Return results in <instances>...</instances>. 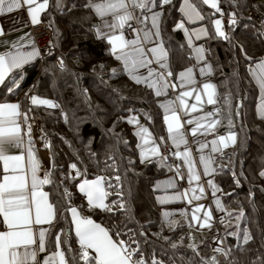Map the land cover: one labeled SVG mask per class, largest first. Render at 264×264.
Instances as JSON below:
<instances>
[{"label":"trees","instance_id":"1","mask_svg":"<svg viewBox=\"0 0 264 264\" xmlns=\"http://www.w3.org/2000/svg\"><path fill=\"white\" fill-rule=\"evenodd\" d=\"M179 1L173 0V5L166 7L160 24L172 72L190 60L180 32L171 31L179 17ZM190 1L197 5L204 16L201 21L208 28L219 17L220 13L201 0ZM88 2L51 0L46 17L52 29L53 48L41 65L37 62L29 66L14 90L19 97L32 84L36 97L47 98L56 105L39 104L32 108L49 143L48 173L52 183L45 189L56 206L55 223L59 226L52 231L61 230L62 239L73 249L79 247L71 232L68 210L76 206L80 215L100 223L111 233H124L114 239L128 240L131 232L149 264L153 259L162 264H213V257L217 264H264V177L260 175L264 168V120L253 115L256 90L246 74L247 64L264 56L263 5L257 0H220L221 15L235 13L236 22L227 26V38L209 30L204 42L217 89L220 124L216 132H235L237 137L235 144L214 157V178L224 208L220 240L226 250H231L229 255H221L211 250L210 237L202 231L188 229L180 221L160 220L150 187L156 178L173 172L172 167L161 158L139 161L131 128L122 119L124 114L137 111L157 131L154 98L141 87L130 85L109 47L95 37L93 14L85 7ZM250 14L259 17L262 25L254 24ZM1 93L2 97L7 95L3 88ZM73 163L83 176H74ZM116 175L121 177L119 182L114 179ZM97 176L111 180L112 187L106 186L110 193L106 203L111 207V201L117 199L115 193L122 191L126 210L108 212L85 204L76 185ZM237 231L241 233L239 238L228 234ZM245 231L251 236L246 244ZM192 244L196 245L195 250L189 247ZM137 259L139 256L133 257L134 262Z\"/></svg>","mask_w":264,"mask_h":264},{"label":"snow or ice","instance_id":"2","mask_svg":"<svg viewBox=\"0 0 264 264\" xmlns=\"http://www.w3.org/2000/svg\"><path fill=\"white\" fill-rule=\"evenodd\" d=\"M203 5L210 6L216 13H221L220 0H201ZM173 0H89L85 7L94 10L95 14L102 19L103 27L97 30V36L101 39H106L111 46V52L116 55V58L123 61L124 70L136 81L137 84L146 83L151 89H155V95L161 96L170 88H176L175 84L169 82L168 78L173 77L172 71H163L169 65L165 62L168 57V52L162 40H155L156 37L161 36L160 24L164 16L167 6H172ZM49 6V0H0V15L12 13L15 10L26 7V10L31 17L32 24H39V15ZM180 12L184 14L187 20H203L204 16L201 11L197 10V5L190 2V0H183V5L180 6ZM222 14V13H221ZM233 17L235 13L231 14ZM235 19L230 23L235 24ZM133 23L143 25V27H133ZM186 21H181L176 25L178 29H183L188 33V47L192 48V34L185 28ZM215 25V33L219 37H226V33L222 31L221 19L213 21ZM131 29L134 38L128 39L124 34L125 28ZM107 28L105 32L103 29ZM142 33V36H141ZM4 34V30L0 27V35ZM208 36L206 29H199L196 32V38L200 35ZM145 42L154 43L152 47H146ZM17 51L4 52L0 54V84L5 82L6 77L15 69H20L23 65L29 63L34 59L38 52L33 48L32 51L21 52L18 46L13 44ZM197 59H204V49L196 47L194 49ZM246 55V54H245ZM151 57V58H150ZM252 61V57H246ZM159 65L160 71L151 67L153 63ZM206 63V62H205ZM139 69H146L147 75H137ZM211 71V66H208ZM249 71L252 78L255 79L259 85L262 93V103L259 106V114L264 118V59L259 62L250 64ZM204 69L201 68V73ZM22 79V77H20ZM179 79L188 85L194 83L193 69L187 68L185 71L179 73ZM18 88L16 80L12 81ZM12 89H10L11 91ZM202 92L206 94L207 104H215L214 99L215 86L211 83L203 84ZM193 91L180 92L176 100L179 102V108L187 112L190 108L192 112L197 111V105L201 104L202 94L196 93V103L189 106L186 98L192 97ZM31 103L48 104V100L38 99L35 95L30 96ZM55 107L56 105H51ZM166 113L164 120L167 124V131L172 143L179 148L181 144L187 145L188 141L185 139L183 132V124L178 114L176 102L169 101L162 105ZM27 120V113L20 112V105L16 103L0 104V162L3 164V174L0 176V264H149V262L141 254L138 242L133 238L132 233L129 232V239H114L113 237L123 236L124 233H111L108 229L101 227L95 223L91 218L81 217L77 208L70 207L71 221L75 227V235L78 239L79 247L73 249L71 244L62 239V231H52L53 228H59L55 223L56 206L49 201V194L41 190L43 185L52 183L50 173L45 172L43 178L38 175L40 164L37 161L31 141L26 150L27 166L25 163V154H10L13 149H19L23 143L22 127L20 118ZM213 117L212 112H208L202 119L208 120V123L201 124L199 120H188L187 123L194 127L191 128L192 136L204 131H213L218 121L209 119ZM129 123L138 125L136 135L141 138L140 157L143 161L151 162L150 157L160 156L161 160H166L167 157L162 156L158 145L153 147H145L151 141V133L146 127L139 126V120L132 117L128 120ZM231 124V121H230ZM30 134L31 129L28 128ZM164 139V138H161ZM236 133L230 132L227 137L220 136L217 140L212 141L213 151H219L216 147L217 143L223 144L227 147V141L232 144L236 143ZM207 147L206 144H201L200 148ZM174 155L177 158L183 157L185 163L188 164L189 182L199 181L200 175L194 172L193 162L191 160V151L187 148L183 152L176 151ZM201 162L205 164L204 174L208 175L210 171L211 159L205 160L201 157ZM71 168L75 170L74 176H83V173L77 169V165L73 163ZM171 170V169H170ZM215 171L214 169H211ZM30 172V178H29ZM177 175L181 179L184 177L179 173V166H177ZM264 176V171L260 173ZM115 181L119 182L121 177L116 175ZM209 186L215 188L212 181L207 182ZM112 187L111 180L106 181L103 176H97L92 180L83 179L79 183V191L85 194L87 204L91 208L102 209L104 211L112 212L116 208L123 211L126 210L124 203L123 192L115 193L116 200L111 201V207L106 200L109 192L106 191ZM174 188L175 184L171 179L157 183V187ZM197 192L200 195H197ZM204 188L198 186L191 189V198L188 203L192 204L193 200L202 198ZM65 195H68L65 190ZM188 196L186 191L183 196L177 195L173 197H157L161 204L168 202L171 199H182ZM217 207H220L219 199L216 200ZM203 212V216L200 213ZM187 214V213H185ZM170 214L165 212L164 216L168 217ZM241 216L243 213L240 214ZM212 219V211L206 210L205 206L198 204L191 209V216L189 218V226L193 224L198 225L199 228H211L210 223ZM47 224L46 229L43 225ZM36 226H41L37 229ZM229 235H236L238 238L241 233H228ZM251 236L245 231L243 233V243H247ZM223 243V241H219ZM173 247H177L173 245ZM195 250L196 245H189ZM215 251L221 252L224 255L230 254V249L216 248ZM72 253L70 256L68 253ZM40 254H45L43 259L39 258ZM134 256H139V259L133 261ZM213 264H217L215 257L212 258ZM151 264H162V261L153 259Z\"/></svg>","mask_w":264,"mask_h":264},{"label":"crops","instance_id":"3","mask_svg":"<svg viewBox=\"0 0 264 264\" xmlns=\"http://www.w3.org/2000/svg\"><path fill=\"white\" fill-rule=\"evenodd\" d=\"M39 2H41V0H39ZM257 2L261 5H263V7H264V0H257ZM50 3H51V0H49V4ZM181 5H183V0H180L178 3L177 11H178L179 17L174 20V24L171 28V31H172V33L174 31H177V30L180 32V36L182 37L183 44H184V49L187 51L188 57L190 60L188 61V64L181 65L180 67L175 69V71L173 72L174 76L168 78L169 82L172 84H175L177 87L176 88H170L166 93H162V95L159 97H157L155 95V89L149 88L146 83L137 84L136 81L133 80L132 77L124 70L123 61L117 59L116 55L112 54L111 46L108 44L107 40L101 39L97 36V30L103 27V25H102V19L103 18L97 16L95 14L94 10H89V11H91L93 14L92 25H93V32H94L95 37L102 40L109 47V49H110L109 52H111L112 57L118 63V66L121 67V69L125 75V78L128 79L130 85L141 87V89H143L144 92H146V93H148V95H150L149 96L150 98L151 97L154 98V103H153L154 111L156 112L157 119L159 120L157 131H156L155 125L151 126V124H149L145 120H143L142 115L140 113H138L137 111L132 112V113L128 112L122 116L123 121H125L129 125V127L131 128V135L134 139V146L133 147L136 150V155H137L138 160L142 161V159L140 157L141 148L138 147V145L141 144V138L138 135H136V133L138 131V125L128 122V120L132 117H136L139 120V126L146 127L149 130V132L151 133V141H154V143L150 142L145 147H153V146L158 145L160 148L161 155L164 152V150H167V152L171 156V159L176 162L177 166H179V170H181L182 174H184L185 184L182 186H180V184H179L180 178L175 173L174 170H173V172L167 174L166 176H164L162 178H156L152 182L150 189L153 191V194H154L153 200L157 205V209H158L157 214L160 217V220L164 223H168L170 221H174V222L180 221V222H183L186 225V227H188V229H191L194 231H196V230L202 231L203 233L207 234L210 237V240L208 241L209 247L211 248V250L215 251L216 248H224L225 249V247L223 246V243L219 242V241H221L220 240L221 239V227L220 226L223 225V222H224V213H223L224 208H223L222 201L220 200V198H221L220 189L216 185V181L214 178V172L211 169H214V159H215L214 157L218 156L220 154V152L222 150H224L225 148H227V149L230 148L233 144L230 141H227L228 146L225 147L223 144H220L218 142L216 147L219 149V151H213L212 141L213 140L218 141V138L220 136L227 137L230 132H226V131H222V132L219 131V133L216 132V129L219 128V124H220L219 104L217 102L215 104H207L206 103L207 96H206V94H204L202 92L203 84L211 83L215 86V88H216V84L214 82L213 76H211L213 74L212 67H211V71L208 70V66L209 65L211 66V64L209 62V59L207 58L206 49L204 48V42H205L206 38L209 37V35L204 36L201 34L200 38L197 39L196 38V32L199 29L203 28V29H206L208 32H209V30H211L212 31L211 33L215 34V25L213 24V21L215 19H220V17L215 18L211 22V24L208 28V25L203 23V21H201V20H187V18L184 16V14L182 12H180V10H179ZM207 7L211 9L210 6H207ZM47 10H48V8H46L43 12L40 13V15H39L40 23L43 22V23L50 24L47 22V17H46V11ZM211 10L214 11V9H211ZM181 21H186L185 28H187L189 30V33L192 34V42H193L192 48L188 47V33H185V31L183 29H178L176 27V25L178 23H180ZM222 22H223V20H222ZM35 25L31 23V17L29 16V14L27 12L26 7L21 8L19 10H15L12 13H6L4 15H0V27H2L4 30V34L0 35V54H3L4 52H8V51H12V52L17 51V48H14L13 44H16L18 46V50L21 52L32 51L33 48H35V50L38 52V55L34 59H32L29 63L23 65L20 69L13 70V72L10 73L8 77H6L5 82L3 84H0V89L3 88V90H5L7 93L6 96L8 97V98L6 96L2 97V95H4V93H1L0 94V104H4V103L19 104L20 105V112L22 114L25 112L27 113V120L26 121L23 119V116H21V118H20V123H21V127H22L23 143L18 150L13 149L10 152V154L24 153L26 166H27L26 150L29 147V141H30L27 138V135L29 133L28 128L30 127V129H31V124L29 123V121L31 118H33V120H35V121L37 120L35 118L34 111H32V108L36 105H39V104L33 105L31 103L30 96L34 95L32 87L26 88L25 91L21 95H19V97H17V95H14L15 93H17V92H14V90L17 87L15 84L12 83V81L16 80L17 84L20 85V82L23 81V79L27 73V70H29L28 69L29 66H34L37 64V62H39V65L42 64V60H41L42 55H40V53H39L40 51L38 49L37 44L35 43V41H33L34 37H33V28L32 27ZM49 27H50V25H49ZM133 27L140 28V27H143V25L133 23ZM221 29H222V31L225 32L223 23L221 25ZM103 30L105 32L108 31L107 28H104ZM125 30L130 32V34H131V36L129 37L130 39L134 38V34L131 32V29L126 27L123 31H125ZM227 31H228V29H227ZM141 36H142V33H141ZM155 40H161V36L156 37ZM145 45H146V47L150 48V47L154 46V43L145 42ZM196 47H202L204 49V53H203L204 59L203 60L197 59V57L195 55V51H194V49ZM179 58L181 59L182 57H179ZM261 59H264V56H259L258 58L254 59V61L252 63L251 62L248 63L246 66V71H247L246 74L250 78V80L253 84V88L256 90L253 115H255L256 118H258L259 120L260 119L264 120V118H262L260 116L259 111H258L259 106L262 103V93L260 91L259 85L256 83L255 79L252 78L251 72L249 71L250 64L254 65V63L259 62ZM182 60L184 61V59H182ZM165 62L168 64V59ZM168 65H169V67L167 69H163V71H165V72L171 71L170 70V64H168ZM151 67L155 68L157 71L161 70L159 68V65L156 64L155 62L153 63V65H151ZM187 68L193 69L194 83L191 85L185 84L179 79V73L181 71H185ZM201 68L204 69L203 73H201ZM136 74L146 76L147 70L146 69H139ZM20 77H22V79ZM10 89H12V90L10 91ZM183 91H193V96L186 98L188 100L189 106H191V104L196 103V100H195V94L196 93L202 94V101L203 102L201 104L197 105V111L196 112H192L190 110V108L187 112H185V110L179 108V102L176 100V97L180 92H183ZM12 92H14V93H12ZM13 96H16V97H13ZM38 99L47 100V98L45 99V98H41V97H39ZM214 99H216V101H218L217 89H215ZM48 101L51 102V105H54V101H51V100H48ZM169 101H175L176 102L177 111H178V114L181 118V123L183 124L182 130L184 132L185 139L188 141L187 145L181 144L179 148H177L172 143V141L169 137V133L167 131V124L164 120L165 115H170V113H166L165 108L162 107V105L168 103ZM46 105H48V104H46ZM51 105H49V106H51ZM208 112L213 113V117H211L209 119H214V120L218 121L215 129L213 131L201 130V132L197 133L196 136H192L191 128L194 127V124L190 125L187 123V121L188 120H199L201 124L206 125L208 123V120H205L202 118L205 117ZM161 138H164V139H161ZM201 144H206L207 147L201 149L200 148ZM31 147L33 149V152H34V155H35L37 161L40 164L41 161L37 157V152L34 151V146L32 144H31ZM185 148H187L191 151V160L193 162L194 172L196 174L200 175L199 181H192L191 183L189 182L188 164L184 162L183 157L177 158L174 155V153L176 151L183 152L185 150ZM201 157H204L205 160H208L209 158L211 159L210 171H209L208 175L204 174L205 164L203 162H201ZM153 158H160V156L150 157V160H152ZM145 162H147V161H145ZM262 170L264 171V168ZM2 174H3V164H2V162H0V176H2ZM38 175L41 178H43V176H44V169H43L42 165H40V170L38 172ZM29 178H30V172H29ZM169 179H171L173 181V183L175 184L174 188H168V187H163V186L159 187V188L157 187L158 182L167 181ZM209 180L212 181V184L215 185V188L219 189V191H215V194H213L214 193L213 187L209 186V184L207 183ZM198 186H202L204 188V193L202 195V198L199 200H193L192 204H189L188 199L191 198V189L197 188ZM41 190L44 192H47L45 189V185L42 186ZM186 191L188 192V196H184L182 199H171L164 204H161L159 202V200L157 199V197H165V196H167V197H173V196H177V195L183 196V194ZM197 195H200V193L197 192ZM217 199H219V201H220V207H217V204H216ZM49 201H50V198H49ZM198 204H202L205 206L206 210L212 211V219L210 221V223L212 225L211 228H199L198 225H195V224H193L192 226H189V218L191 216V209ZM165 212L169 213L170 215L168 217H165L164 216ZM185 213H187V214H185ZM200 215L203 216V212L200 213ZM99 225L101 227H103L100 223H99ZM36 227H37V229H39L41 226H36ZM43 227L47 229L49 226L47 224H45V225H43ZM216 253L224 255L221 252L216 251ZM44 255L45 254H40L39 258L42 260Z\"/></svg>","mask_w":264,"mask_h":264},{"label":"built area","instance_id":"4","mask_svg":"<svg viewBox=\"0 0 264 264\" xmlns=\"http://www.w3.org/2000/svg\"><path fill=\"white\" fill-rule=\"evenodd\" d=\"M231 14L232 13H228L227 16H224L222 18L225 32H227V26L229 25V22L232 19H235L234 18L235 16L233 17ZM249 19H251V21H253L254 24L257 23L259 25H262V20L259 17L254 16L253 14L249 15ZM32 28H33V37H34L33 41H35V43L38 46V49L40 51L39 53L40 55H42L41 59H44L45 57H47V54L51 52V49L53 48V41L51 39L52 38L51 27H49V24L42 22L36 24ZM124 34L128 39L131 36L130 32L126 30L124 31ZM31 87L32 84L28 88ZM29 123L31 124V132L30 134L28 133L27 138L31 141V144L34 146V151L37 152V157L41 161L40 165H42L45 174V172H48L49 170L48 162H50V159H49V151L47 150L49 149V143L47 138L45 137L46 134L38 124V121L37 120L35 121L33 120V118H31ZM44 155H46V158H44ZM162 156L167 157V159L163 161H165L169 166H171L172 170H174L175 173L177 174V164L174 160L171 159V156L169 155L167 150H164ZM179 173L184 177V174H182L181 170H179ZM179 184L180 186L185 184L184 178L183 179L180 178Z\"/></svg>","mask_w":264,"mask_h":264},{"label":"rangeland","instance_id":"5","mask_svg":"<svg viewBox=\"0 0 264 264\" xmlns=\"http://www.w3.org/2000/svg\"><path fill=\"white\" fill-rule=\"evenodd\" d=\"M220 15H221V13H220ZM228 14H226L225 16H227ZM222 16V15H221ZM38 124L40 125V127L42 128V130H44V132L46 133V131H45V129L43 128V126L38 122ZM49 159H50V162H48V165H49V167L51 166L50 165V163H51V156H50V154H49ZM50 170V169H49ZM90 180V179H89ZM82 182V181H81ZM81 182H79V183H81ZM79 183H77V185H76V192H78V193H80L81 195H83L84 196V200H85V204L86 205H88L87 204V199H86V196H85V194H83V193H81L80 191H79V188H78V185H79ZM73 207H75V208H77L76 206H73ZM89 207V206H88ZM69 219H71V212L69 211ZM81 217H84V216H82V215H80ZM86 218H89V217H87V216H85ZM72 222V221H71ZM71 232H73L74 234H75V227H74V224L72 223V231ZM134 261V260H133Z\"/></svg>","mask_w":264,"mask_h":264},{"label":"bare ground","instance_id":"6","mask_svg":"<svg viewBox=\"0 0 264 264\" xmlns=\"http://www.w3.org/2000/svg\"><path fill=\"white\" fill-rule=\"evenodd\" d=\"M44 158H46V155H44Z\"/></svg>","mask_w":264,"mask_h":264},{"label":"clouds","instance_id":"7","mask_svg":"<svg viewBox=\"0 0 264 264\" xmlns=\"http://www.w3.org/2000/svg\"><path fill=\"white\" fill-rule=\"evenodd\" d=\"M231 13V12H230ZM236 20V19H235Z\"/></svg>","mask_w":264,"mask_h":264}]
</instances>
